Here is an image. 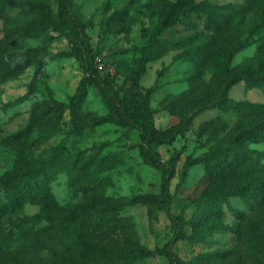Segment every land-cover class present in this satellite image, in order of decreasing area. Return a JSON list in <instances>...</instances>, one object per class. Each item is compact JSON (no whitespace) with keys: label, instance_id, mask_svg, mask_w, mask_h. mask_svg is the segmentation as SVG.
<instances>
[{"label":"rangeland","instance_id":"rangeland-1","mask_svg":"<svg viewBox=\"0 0 264 264\" xmlns=\"http://www.w3.org/2000/svg\"><path fill=\"white\" fill-rule=\"evenodd\" d=\"M7 1L0 0V180L45 171L32 190L50 196L51 209L27 201L5 210L10 193H0V264H171L164 251L172 240L181 264H264V208L250 209L237 192L252 197L264 181V116L255 113L264 106V0H196L207 4L163 33L139 82L153 125L181 127L158 148L172 169L170 212L132 202L158 196L162 175L144 163L139 131L82 83L77 58L62 55L76 47L59 17L62 0ZM176 1L70 0L100 75L122 96H133L140 58ZM226 100L231 108L220 104ZM216 149L239 155L244 167L186 166ZM44 213L39 224L27 221Z\"/></svg>","mask_w":264,"mask_h":264},{"label":"trees","instance_id":"trees-1","mask_svg":"<svg viewBox=\"0 0 264 264\" xmlns=\"http://www.w3.org/2000/svg\"><path fill=\"white\" fill-rule=\"evenodd\" d=\"M1 4L6 6L11 3L7 0H2ZM206 4L207 3H196V0H177L171 6L169 13L166 14L157 24L151 36L150 44L140 58L139 65L134 72V93L132 97L128 98L127 96H122L117 90L109 86L100 75L98 71L99 65H97L98 53L87 40L84 24L72 13L70 9V0H62V11L59 15L61 23L67 28H72L76 36V47L72 51L63 52L62 55L65 57L77 58L83 64L86 71V77L83 79L82 83L92 86L100 96L111 103L116 108L122 123L139 131L141 142L140 153L144 163L153 167L162 175L160 194L158 196H136L132 199V202L134 203L147 204L157 202L163 206L167 212H170L168 188L172 177V169L163 162L158 148L161 145L173 143L180 134L181 127L179 125H173L167 129H160L153 125L149 102L139 93V82L146 72L148 63L155 60L160 55L161 36L163 33L174 26L182 16L193 12L199 6ZM42 14L44 22H47L49 20L48 11L43 9ZM30 62V59L21 61V63L18 64L19 67L16 73L18 74L22 69L29 65ZM39 65H41V62ZM259 81L263 83L264 77ZM82 96L83 92L80 87L69 104L72 117L75 116L76 110L80 106ZM220 104H222L226 109L232 107V105L228 103V100L223 101ZM243 107L244 106L240 103L235 105L236 109H241ZM250 108H253L254 110L253 106ZM255 113L260 118H263L264 106H257ZM261 121H263V119L260 120V123L257 125V129L259 131V142L264 143V124H262L264 122ZM250 134L251 131L244 130L241 137H249ZM199 161H204L203 163H206L208 167L210 164L220 167V163L222 166H226L230 169L244 167V162L240 161L239 155L222 151L221 149L213 150L211 154H206L202 158L189 159L186 166L190 167ZM44 173L45 171L38 172L26 168L9 174L1 179L0 193H10V196L6 197L5 210L14 205L22 208L27 201L36 202L46 212L48 209H51L50 196H42L41 193L34 194L32 190L33 187H38L40 179L45 175ZM237 192L238 195L243 197L246 196L245 198H248L247 203L250 209H253L254 205L259 206L262 209L264 208V181L260 183L259 188H257V192L254 191L255 195L252 197L250 196L251 191L248 189H245L244 191L237 190ZM45 218V213L35 214L33 216H29L27 221L31 224H39L43 222ZM174 220L176 221L178 228H181L182 222L180 218L174 217ZM173 245V240L167 244L164 255L171 264H181L179 257L172 249Z\"/></svg>","mask_w":264,"mask_h":264}]
</instances>
